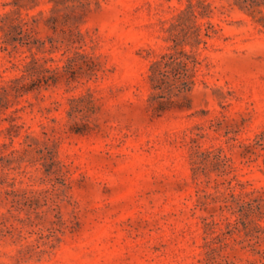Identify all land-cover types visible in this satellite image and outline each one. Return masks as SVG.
<instances>
[{"label":"rangeland","instance_id":"obj_1","mask_svg":"<svg viewBox=\"0 0 264 264\" xmlns=\"http://www.w3.org/2000/svg\"><path fill=\"white\" fill-rule=\"evenodd\" d=\"M0 264H264V0H0Z\"/></svg>","mask_w":264,"mask_h":264},{"label":"trees","instance_id":"obj_2","mask_svg":"<svg viewBox=\"0 0 264 264\" xmlns=\"http://www.w3.org/2000/svg\"><path fill=\"white\" fill-rule=\"evenodd\" d=\"M197 59L183 48L173 47L154 59L150 65L149 77L155 90L151 98L158 109L177 103L180 95L187 93L195 83Z\"/></svg>","mask_w":264,"mask_h":264}]
</instances>
